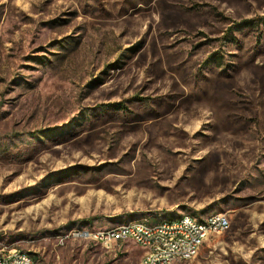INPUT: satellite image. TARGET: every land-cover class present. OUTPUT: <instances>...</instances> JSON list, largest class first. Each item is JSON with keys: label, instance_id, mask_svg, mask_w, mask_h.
Returning a JSON list of instances; mask_svg holds the SVG:
<instances>
[{"label": "rangeland", "instance_id": "1", "mask_svg": "<svg viewBox=\"0 0 264 264\" xmlns=\"http://www.w3.org/2000/svg\"><path fill=\"white\" fill-rule=\"evenodd\" d=\"M218 213L178 264H264V0H0V246L140 264L76 232Z\"/></svg>", "mask_w": 264, "mask_h": 264}, {"label": "built area", "instance_id": "2", "mask_svg": "<svg viewBox=\"0 0 264 264\" xmlns=\"http://www.w3.org/2000/svg\"><path fill=\"white\" fill-rule=\"evenodd\" d=\"M230 226V218L227 214H219L212 224L196 225L191 220H185L177 226H160L147 228V226H128L131 230V237L138 241V245L144 242H152V249L148 251L146 264H157L160 260L177 259V254H184L192 251V245L196 241V234H203L206 227H221L224 231ZM170 230H183V238H175V241H160V233H170ZM92 232L102 237V243L108 241L112 236H119L118 227L110 229H98L97 231H78L76 233ZM7 247V246H0ZM11 251V258H2L0 264H32L26 258H19L17 248H8Z\"/></svg>", "mask_w": 264, "mask_h": 264}, {"label": "bare ground", "instance_id": "3", "mask_svg": "<svg viewBox=\"0 0 264 264\" xmlns=\"http://www.w3.org/2000/svg\"><path fill=\"white\" fill-rule=\"evenodd\" d=\"M219 214H213L207 217L204 220H198L192 215L184 214L172 220H161L157 222H147L143 219L132 220L128 223L121 224L117 226L119 228V236H112L108 238V241L117 238H132L131 230L127 229L128 226H147V228H157L160 226H177L179 223L185 222V220H191L196 225H205L212 224L215 217L219 216ZM227 231V230H226ZM224 230L221 227H206V231L203 234H196V241L194 245H192V251L185 252L184 254H177V259L170 260H160L157 264H178L181 261L192 259L195 254L201 249V247L214 235H219L223 233ZM175 238H183V230H170V233H160V241H175ZM93 240L102 242V237L100 235L95 234ZM137 244L138 241L133 239ZM140 247L145 249V255L142 259L141 264L147 263L148 251L152 249V242H144ZM17 254L19 258H26L31 261L32 264H37L35 259L26 251L17 248ZM0 255L2 258H11V251L6 247H0Z\"/></svg>", "mask_w": 264, "mask_h": 264}, {"label": "crops", "instance_id": "4", "mask_svg": "<svg viewBox=\"0 0 264 264\" xmlns=\"http://www.w3.org/2000/svg\"><path fill=\"white\" fill-rule=\"evenodd\" d=\"M156 221H157V220H156ZM151 222H155V221H151ZM131 240H132V239H131ZM94 241H95V240H94ZM123 241H124V240H123ZM96 242H99V241H96ZM113 242H116V243H117L118 241H113ZM113 242L111 243V245H113ZM134 242H135V241H134ZM99 243H102V242H99ZM135 243H136V242H135ZM136 244H137V243H136ZM111 245H110V246H111ZM138 247H140V246H138ZM140 248L143 250L144 255H145V252H146L145 249L142 248V247H140ZM144 255H143V257H144ZM143 257H142V259H143ZM194 258H195V257H194ZM142 259H141V261H142ZM141 261H140V264H141Z\"/></svg>", "mask_w": 264, "mask_h": 264}]
</instances>
